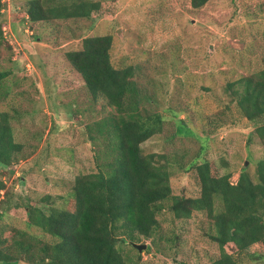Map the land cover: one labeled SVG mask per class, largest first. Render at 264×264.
<instances>
[{"label":"rangeland","instance_id":"1","mask_svg":"<svg viewBox=\"0 0 264 264\" xmlns=\"http://www.w3.org/2000/svg\"><path fill=\"white\" fill-rule=\"evenodd\" d=\"M5 1L2 19L13 36L0 41V73H10L0 82V111L13 116L15 139L26 155L12 173L2 174L15 196L36 201L50 196L63 203L77 176L97 172L95 148L83 129L108 112L102 102L92 103L66 53L81 49L86 37L104 35L114 37L115 65L134 67L143 109L179 114L142 145L144 155L167 156L175 195H199L196 173L189 170L196 160H208L220 175L231 171L233 184L244 169L256 181L255 161L264 157L259 140L249 142L256 123L232 124L225 88L263 68L264 0H210L197 10L188 0H107L102 18L30 23L24 32L10 25L23 1ZM216 119L225 127L218 128ZM180 120L192 133L181 132ZM26 217L23 209L10 211L2 222L5 236L26 229ZM160 221L158 254L144 238L136 243L147 246L142 252L122 244L126 254L141 255L139 264H210L220 258L211 239L213 221L205 214L173 221L166 212Z\"/></svg>","mask_w":264,"mask_h":264},{"label":"trees","instance_id":"2","mask_svg":"<svg viewBox=\"0 0 264 264\" xmlns=\"http://www.w3.org/2000/svg\"><path fill=\"white\" fill-rule=\"evenodd\" d=\"M17 1H23L22 8L15 9L10 25L14 29L23 26V32L30 23L94 21L108 12L104 6L107 0H13L14 5ZM188 1L197 10L210 0ZM7 4L0 0V41L13 36L2 19ZM113 44L112 35L89 36L83 39L81 49L66 53L92 103L102 102L108 114L83 129L95 148L97 172L77 176L63 203L50 196L38 201L27 195L15 196L8 187L2 174L12 173L26 155L24 144L15 139L13 116L0 111V264H139L141 255L136 259L126 254L122 244L134 247L144 238L157 247L158 254L160 216L166 212L173 221L189 220L198 213L213 221L211 239L219 245L221 255L210 264L264 263V157L255 161L256 181L244 169L236 184L230 182L231 171L220 175L208 160L193 161L189 170L196 173L199 195H175L167 156L144 155L142 145L161 135L166 121L179 114L143 109L135 69L115 65ZM9 74L0 73V82ZM225 89V114L230 112L234 126L242 120L256 123L249 142L259 140L264 148V123H260L264 119V65L228 82ZM216 123L218 128L226 124L221 119ZM178 124L181 132L192 133L185 121ZM22 209L27 212L26 229H14L13 235L6 237L4 217ZM229 246L236 251H229Z\"/></svg>","mask_w":264,"mask_h":264},{"label":"water","instance_id":"3","mask_svg":"<svg viewBox=\"0 0 264 264\" xmlns=\"http://www.w3.org/2000/svg\"><path fill=\"white\" fill-rule=\"evenodd\" d=\"M133 246H134L135 248H137L140 252H142L144 249L147 248L146 245L133 244Z\"/></svg>","mask_w":264,"mask_h":264},{"label":"clouds","instance_id":"4","mask_svg":"<svg viewBox=\"0 0 264 264\" xmlns=\"http://www.w3.org/2000/svg\"><path fill=\"white\" fill-rule=\"evenodd\" d=\"M11 23V22H10Z\"/></svg>","mask_w":264,"mask_h":264}]
</instances>
